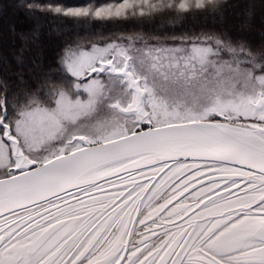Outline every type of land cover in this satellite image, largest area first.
Instances as JSON below:
<instances>
[{"label":"snow or ice","instance_id":"6c2138e0","mask_svg":"<svg viewBox=\"0 0 264 264\" xmlns=\"http://www.w3.org/2000/svg\"><path fill=\"white\" fill-rule=\"evenodd\" d=\"M81 34L0 77V264H264V34L225 0H17ZM170 27L127 31L125 24ZM117 26L94 32L96 26Z\"/></svg>","mask_w":264,"mask_h":264},{"label":"trees","instance_id":"16d2710c","mask_svg":"<svg viewBox=\"0 0 264 264\" xmlns=\"http://www.w3.org/2000/svg\"><path fill=\"white\" fill-rule=\"evenodd\" d=\"M65 6L82 5L86 0H61ZM17 0H0V77L11 78L17 71L15 61L12 59L14 53L21 47V34L37 36L28 43L31 58L39 57L41 61L54 59L57 50L63 40L71 38L73 35L81 34V28L73 25L71 21H57L53 17H45L40 14L26 13V9L16 6ZM255 7L256 15L250 37L259 43L260 35L264 34V0H225L223 20L204 19L196 21L176 23L173 31L180 34L177 29L194 31L200 30H220L226 29L235 32L240 26L241 15L249 8ZM170 27L169 22L172 17H163L154 24H125L123 30L131 31H152L162 26ZM119 30L117 26H96L93 31L105 33Z\"/></svg>","mask_w":264,"mask_h":264}]
</instances>
